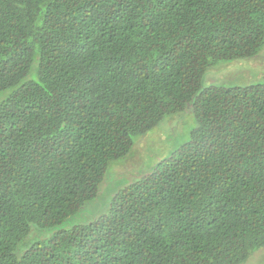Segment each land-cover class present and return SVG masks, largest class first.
Returning <instances> with one entry per match:
<instances>
[{"label": "trees", "instance_id": "obj_1", "mask_svg": "<svg viewBox=\"0 0 264 264\" xmlns=\"http://www.w3.org/2000/svg\"><path fill=\"white\" fill-rule=\"evenodd\" d=\"M263 46L264 0H0V264H260L264 84L203 79ZM185 110L191 139L88 215Z\"/></svg>", "mask_w": 264, "mask_h": 264}, {"label": "rangeland", "instance_id": "obj_2", "mask_svg": "<svg viewBox=\"0 0 264 264\" xmlns=\"http://www.w3.org/2000/svg\"><path fill=\"white\" fill-rule=\"evenodd\" d=\"M257 83L264 84V46L255 56L218 62L206 71L203 79L204 87L212 84L244 87ZM195 127V115L185 110L168 116L148 134L136 137L131 154L110 165L99 196L86 206L87 214L94 216L100 213L112 194L148 173L154 164L188 142ZM261 249L257 250L259 252L252 262L264 264V247Z\"/></svg>", "mask_w": 264, "mask_h": 264}]
</instances>
